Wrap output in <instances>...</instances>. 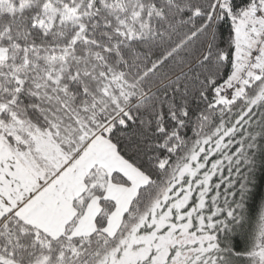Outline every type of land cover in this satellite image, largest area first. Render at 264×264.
<instances>
[{
    "label": "snow or ice",
    "instance_id": "snow-or-ice-1",
    "mask_svg": "<svg viewBox=\"0 0 264 264\" xmlns=\"http://www.w3.org/2000/svg\"><path fill=\"white\" fill-rule=\"evenodd\" d=\"M258 156L264 0H0V264H264Z\"/></svg>",
    "mask_w": 264,
    "mask_h": 264
},
{
    "label": "trees",
    "instance_id": "trees-1",
    "mask_svg": "<svg viewBox=\"0 0 264 264\" xmlns=\"http://www.w3.org/2000/svg\"><path fill=\"white\" fill-rule=\"evenodd\" d=\"M230 27V24L229 26ZM222 37H227L228 29L220 27ZM254 183L245 203V220L237 231L232 233V243L237 250L245 249L249 244L250 233L256 225L259 214L264 210V157H257Z\"/></svg>",
    "mask_w": 264,
    "mask_h": 264
}]
</instances>
